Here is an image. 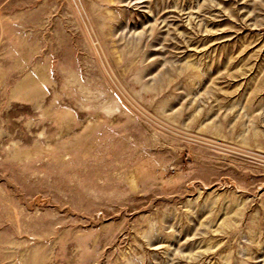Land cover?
<instances>
[{"label": "rangeland", "instance_id": "1", "mask_svg": "<svg viewBox=\"0 0 264 264\" xmlns=\"http://www.w3.org/2000/svg\"><path fill=\"white\" fill-rule=\"evenodd\" d=\"M0 264H264V0H0Z\"/></svg>", "mask_w": 264, "mask_h": 264}]
</instances>
